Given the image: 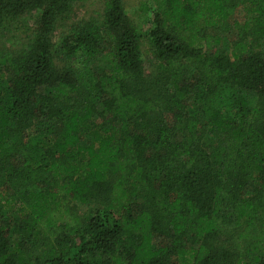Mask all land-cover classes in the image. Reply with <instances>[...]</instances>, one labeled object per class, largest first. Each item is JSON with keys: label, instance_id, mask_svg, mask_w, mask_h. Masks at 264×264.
<instances>
[{"label": "trees", "instance_id": "obj_1", "mask_svg": "<svg viewBox=\"0 0 264 264\" xmlns=\"http://www.w3.org/2000/svg\"><path fill=\"white\" fill-rule=\"evenodd\" d=\"M84 1L0 0V264H264V0Z\"/></svg>", "mask_w": 264, "mask_h": 264}, {"label": "rangeland", "instance_id": "obj_2", "mask_svg": "<svg viewBox=\"0 0 264 264\" xmlns=\"http://www.w3.org/2000/svg\"><path fill=\"white\" fill-rule=\"evenodd\" d=\"M128 17L135 24V26L143 31L146 30L148 24L145 20L148 19L150 13L146 12L147 4L150 0H122ZM103 0H86L84 2L78 3L74 10L73 17L68 21L69 24L79 22L81 20L87 19L90 15H92L93 11H98L102 9ZM243 18V13L240 9H237L232 13L231 19L228 21V26L218 27L214 29H209V34L212 37H219L220 44L219 47L225 48L224 46H228L234 37V27L233 22H241ZM57 34H55L54 40H57ZM144 62V71L145 73H149L152 70V66L150 65L149 60L143 55ZM87 205H81V208L87 209Z\"/></svg>", "mask_w": 264, "mask_h": 264}]
</instances>
